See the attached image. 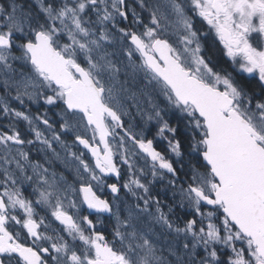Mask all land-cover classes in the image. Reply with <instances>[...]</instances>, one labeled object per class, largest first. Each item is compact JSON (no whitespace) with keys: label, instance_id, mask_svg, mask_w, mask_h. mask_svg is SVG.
Returning a JSON list of instances; mask_svg holds the SVG:
<instances>
[{"label":"snow or ice","instance_id":"1","mask_svg":"<svg viewBox=\"0 0 264 264\" xmlns=\"http://www.w3.org/2000/svg\"><path fill=\"white\" fill-rule=\"evenodd\" d=\"M0 264H264V0H0Z\"/></svg>","mask_w":264,"mask_h":264}]
</instances>
